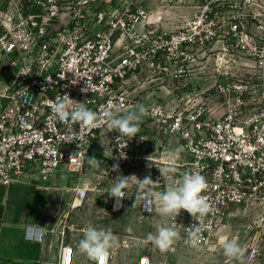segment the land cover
Here are the masks:
<instances>
[{"label":"built area","instance_id":"2783aa9c","mask_svg":"<svg viewBox=\"0 0 264 264\" xmlns=\"http://www.w3.org/2000/svg\"><path fill=\"white\" fill-rule=\"evenodd\" d=\"M174 2L0 0V59H9L13 74L0 89V183L17 182L29 168L44 180L60 166L80 171L104 135L113 143L107 165L113 175L135 167L141 180L150 176L156 182L151 188L158 192L185 172L205 177L209 187L203 194L213 212L199 225L202 246L230 207L264 206V84L257 89L255 111L248 112L246 93L255 84L240 81V76L264 78V0H195L194 14L169 27L164 15ZM240 64L244 72L237 69ZM134 74L180 83L211 75L212 85L198 92H214L224 112L214 114L215 105L203 100L154 103L155 129L167 136L154 151H146V135L117 141L120 134L106 127L89 131L52 118L48 102L65 94L98 113L117 106L127 111L132 103L127 80ZM170 141L182 149L174 159L167 156L175 151ZM114 164L119 171L112 170ZM161 169L168 171L162 175ZM139 208L142 217L156 211L155 204L140 199ZM172 223L185 235L198 221L181 210L176 220L168 217ZM62 252L64 264H73L74 247L64 244ZM137 264L151 259L142 255Z\"/></svg>","mask_w":264,"mask_h":264},{"label":"rangeland","instance_id":"374dc122","mask_svg":"<svg viewBox=\"0 0 264 264\" xmlns=\"http://www.w3.org/2000/svg\"><path fill=\"white\" fill-rule=\"evenodd\" d=\"M170 10L164 15V21L170 22L169 27H176L194 14L195 0H175ZM237 69L245 71L243 64ZM211 71L212 68L208 73ZM2 72L6 76L13 75L7 57L0 59V76ZM138 76L139 78L128 86L132 97L128 110L135 109L137 105H144L147 109L138 133L148 138L149 147L146 151H154L159 139L167 138L155 129L154 118L151 116V106L154 103L177 105L190 99L203 100L209 105H215L211 107L214 114L224 112V107L217 103V95L214 92H198L212 85L215 79L211 75L192 76L187 82L184 80L182 83ZM240 79L255 84L252 92L246 93L251 99L250 107L254 109H249L248 112H254L255 106L258 105L257 89L263 86L264 78L240 76ZM169 145L171 150L176 149L175 141H170ZM112 149L113 143L105 136L101 143L92 146L87 155L102 160L100 168H91L86 162L87 157L80 171L65 170L62 166L58 168V187L61 189V194H58L61 195V199L59 198L60 201L56 199L58 208L55 217L61 222V231L67 240L74 235H78L81 240L83 229L91 223L97 228H110L116 237L110 264H137L142 255H148L151 264H229L220 245V239L228 237L237 239L246 248L245 264H264V206L253 202L230 207L222 216L211 241L202 246V251L187 246L184 243L185 235H181L172 249L161 252L147 240V237L149 234H155L158 226L168 225V217H162L156 211L141 216L137 199L138 179H142L139 169L133 167L122 174L131 177L124 189L127 197L122 199V206L114 208L116 199L105 193L118 176L107 171ZM80 189H85V192L82 200L77 202ZM68 212L70 215L63 217ZM127 228H131V231H126ZM84 261L86 262V256Z\"/></svg>","mask_w":264,"mask_h":264},{"label":"clouds","instance_id":"9594fccd","mask_svg":"<svg viewBox=\"0 0 264 264\" xmlns=\"http://www.w3.org/2000/svg\"><path fill=\"white\" fill-rule=\"evenodd\" d=\"M82 91L86 92L88 88L82 89ZM21 94L27 96L26 91ZM48 103L54 120L67 124L78 123L81 128H87L89 131L106 127L109 131H117L120 134L117 141L125 137L130 140L137 136L142 118L147 114L144 105H137L135 109L123 112L118 106L114 109L109 107L104 109L102 113H98L89 109L86 102L76 101L68 94L57 96L55 101H49ZM73 140H76V138L73 137L68 142ZM181 150L177 148L175 151L168 152V158H176ZM150 157H147V159L150 160ZM86 162L91 168H100L102 160L97 159L95 156H88ZM112 170L119 171V164H114ZM167 171V169L160 170L162 175ZM130 179L131 177L119 175L116 177L114 184L106 190L105 193L116 199L114 208L122 206V199L127 197L124 189L128 186ZM138 181L137 199L155 204V210L160 216L176 220L181 210H184L195 221H198V224L186 228L184 243L189 247L202 251L204 238L199 225L213 212L208 197L203 194L209 187L205 177L198 172H185L180 180L167 185L163 192L152 191L151 186L156 182H153L150 176H146L143 180L138 179ZM33 231L36 233L37 240L42 242L45 235L43 228H30L29 235ZM126 231L130 232L131 228H127ZM180 238L181 234L177 230V223H172L158 226L156 233L149 234L147 240L161 252H165L172 249ZM115 244L116 237L110 228H97L89 223L83 229V238L79 241L74 252L84 254L94 264H107ZM220 245L229 264H245L247 250L237 239L222 237ZM64 255L62 252L61 264H64Z\"/></svg>","mask_w":264,"mask_h":264},{"label":"crops","instance_id":"0c3cea01","mask_svg":"<svg viewBox=\"0 0 264 264\" xmlns=\"http://www.w3.org/2000/svg\"><path fill=\"white\" fill-rule=\"evenodd\" d=\"M138 75L128 78L127 88L139 78ZM12 80L13 75L6 76L2 72L0 89ZM104 138L103 135L100 143ZM57 172L44 180L36 170L29 168L17 182L8 186L0 183V264H59L64 244H71L76 249L79 236L67 240L61 231V222L55 217L57 202L61 199ZM69 215L70 212L63 217ZM41 227L44 233L46 229L50 230L39 242L30 237L29 229ZM84 256L75 253L73 264H94L87 257L85 262Z\"/></svg>","mask_w":264,"mask_h":264},{"label":"bare ground","instance_id":"6f19581e","mask_svg":"<svg viewBox=\"0 0 264 264\" xmlns=\"http://www.w3.org/2000/svg\"><path fill=\"white\" fill-rule=\"evenodd\" d=\"M85 189H80L77 202H80L84 196Z\"/></svg>","mask_w":264,"mask_h":264}]
</instances>
